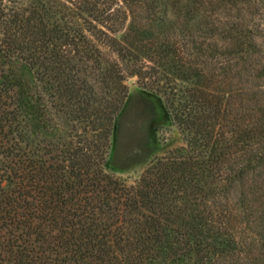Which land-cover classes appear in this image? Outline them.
<instances>
[{"label":"trees","instance_id":"trees-1","mask_svg":"<svg viewBox=\"0 0 264 264\" xmlns=\"http://www.w3.org/2000/svg\"><path fill=\"white\" fill-rule=\"evenodd\" d=\"M133 78L184 142L125 178ZM0 264H264V0H0Z\"/></svg>","mask_w":264,"mask_h":264},{"label":"rangeland","instance_id":"rangeland-1","mask_svg":"<svg viewBox=\"0 0 264 264\" xmlns=\"http://www.w3.org/2000/svg\"><path fill=\"white\" fill-rule=\"evenodd\" d=\"M26 91L37 90L28 69L20 72ZM128 100L117 118L108 169L125 178L142 174L155 158L183 144V137L173 123L165 98L130 80Z\"/></svg>","mask_w":264,"mask_h":264}]
</instances>
